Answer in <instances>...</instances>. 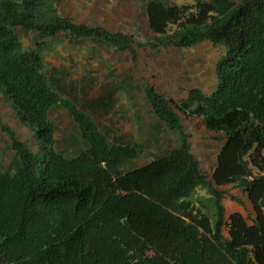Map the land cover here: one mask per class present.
<instances>
[{
    "label": "trees",
    "instance_id": "obj_1",
    "mask_svg": "<svg viewBox=\"0 0 264 264\" xmlns=\"http://www.w3.org/2000/svg\"><path fill=\"white\" fill-rule=\"evenodd\" d=\"M59 5L0 0V99L40 151L0 123L11 152L0 151V264H264V0H148L145 41L76 22ZM67 36L88 44L90 59L127 52L134 63L140 47L204 40L224 52L215 88L193 87L176 100L131 75L76 84L70 65L45 61ZM118 93L128 95L134 132L109 118ZM58 110L69 117L66 133ZM183 114L224 139L210 173L192 151ZM162 130L176 143L163 142ZM230 187L244 195L248 215H226Z\"/></svg>",
    "mask_w": 264,
    "mask_h": 264
},
{
    "label": "rangeland",
    "instance_id": "obj_2",
    "mask_svg": "<svg viewBox=\"0 0 264 264\" xmlns=\"http://www.w3.org/2000/svg\"><path fill=\"white\" fill-rule=\"evenodd\" d=\"M148 0H60L58 12L76 22L88 25H98L111 31L133 33L135 40L145 41L151 34L146 30L143 7ZM176 4H191L197 0H163ZM78 44L68 41L64 37L62 44L53 52L45 54V61L51 65H70L69 74L76 84H83L81 77L93 75L96 82L106 84L115 82L119 76L131 75L133 81L145 87L146 83L152 85L162 95L180 100L186 97L190 88L198 87L209 93L215 88V64L224 52V47L216 46L209 40L201 41L194 46L176 48L163 46L152 49L149 46L137 49V58L131 62L127 52L120 54L111 51L97 53L94 59L89 58L88 44ZM77 47V48H76ZM87 50V51H86ZM105 60V62L103 61ZM107 68H106V67ZM113 75H109V73ZM118 75V77L116 76ZM98 85L97 87L99 88ZM98 88L93 91L97 93ZM80 89V86L77 88ZM73 93H76L75 91ZM92 94V91H90ZM119 94V101L110 112L114 125L120 131H135L136 124L129 108L128 95ZM138 106L142 108V98L138 96ZM54 115L60 120V128L65 132L70 121L65 111L58 110ZM58 115V116H57ZM183 128L189 135L192 151L198 158L200 166L206 173H210L215 165L216 154L224 143V139L216 138L217 134L207 131L201 119L196 116L181 115ZM0 123L9 126L16 137L24 142L36 156L40 155L39 145L34 132L20 124L14 117L9 105L0 99ZM66 133V132H65ZM163 142L176 143V134L168 130H162ZM9 137L0 129V151L3 158L11 155L8 149ZM165 145V144H164ZM7 146V147H6ZM143 160L141 159L140 162ZM222 203L225 206L226 215L233 210L239 209L246 216L250 213L244 195L238 189L228 188ZM202 199L206 197L204 191L199 192ZM229 195H236L243 200L239 205Z\"/></svg>",
    "mask_w": 264,
    "mask_h": 264
},
{
    "label": "crops",
    "instance_id": "obj_3",
    "mask_svg": "<svg viewBox=\"0 0 264 264\" xmlns=\"http://www.w3.org/2000/svg\"><path fill=\"white\" fill-rule=\"evenodd\" d=\"M238 189V188H237ZM236 211H240L241 212V210H239V209H236ZM242 213V212H241Z\"/></svg>",
    "mask_w": 264,
    "mask_h": 264
}]
</instances>
